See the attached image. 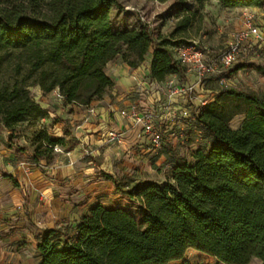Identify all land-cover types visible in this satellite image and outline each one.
<instances>
[{"label": "trees", "instance_id": "16d2710c", "mask_svg": "<svg viewBox=\"0 0 264 264\" xmlns=\"http://www.w3.org/2000/svg\"><path fill=\"white\" fill-rule=\"evenodd\" d=\"M216 1L225 8L264 7V0ZM114 7L117 0H47L36 16L17 8L0 11V50L17 58L18 76L27 74L0 89V122L10 136L25 118L40 122L48 116L29 87L37 85L43 94L58 90L66 104L89 105L112 89L106 66L117 56L137 69L153 49L150 69L156 81L183 77L172 48L184 43L163 39L155 44L146 24L114 31ZM241 69L264 77V67L253 62L236 66L230 76ZM240 104L246 117L232 129L228 122L241 112L233 111ZM194 121L210 135L211 146L198 149L194 163L175 164L166 183L137 182L124 189L105 174L138 202L141 222L127 209L97 204L75 226L43 232L37 244L40 264H166L190 249L223 264L264 263V96L222 86ZM39 128L31 140L34 159L48 161L61 140Z\"/></svg>", "mask_w": 264, "mask_h": 264}, {"label": "crops", "instance_id": "0c3cea01", "mask_svg": "<svg viewBox=\"0 0 264 264\" xmlns=\"http://www.w3.org/2000/svg\"><path fill=\"white\" fill-rule=\"evenodd\" d=\"M227 9L232 29H243V15L251 12L264 30V7ZM151 59L152 54L137 69L120 59L109 62L106 74L114 85L89 105L66 104L54 92L38 90L37 102L48 112L41 125L61 140L58 146L63 152H53L51 160L36 161L30 145L10 144L8 131L0 130V264H40L36 239L45 230L75 226L97 204L121 207L116 204L126 201L105 174L117 183L129 179L137 183L144 180L143 171L153 161L165 159L162 152L156 157L140 126L121 111L154 110L165 119L170 107L185 106L184 96L174 94L171 84L186 86L195 79L186 76L183 84V77L174 74L160 83L152 75ZM243 121L232 129L240 128ZM110 132L120 134V139L111 142Z\"/></svg>", "mask_w": 264, "mask_h": 264}, {"label": "rangeland", "instance_id": "374dc122", "mask_svg": "<svg viewBox=\"0 0 264 264\" xmlns=\"http://www.w3.org/2000/svg\"><path fill=\"white\" fill-rule=\"evenodd\" d=\"M46 1L47 0H0V11L17 8L19 11L31 13L36 16L45 10ZM117 2L119 7H114L110 12L112 29L114 31L140 30L143 25L149 24L153 31L155 44H158L163 39L186 44L195 43L199 46H205L215 53H219L223 50L232 36L240 30L231 28L230 25L232 21L229 20V15L225 14L228 9L223 7L216 0H208L202 4H198L195 0H187L185 3L179 0H168L163 3L149 0H117ZM224 16L226 19L222 20ZM152 50L153 49H150L148 51L146 57L152 54ZM8 52L10 53H7V50H0V89L5 86H11L14 81L27 78L25 72H23L21 76L16 74L17 58L11 55V50ZM262 53L264 55V52ZM115 59L123 61L121 56H117ZM252 62L264 67L263 56ZM32 80V78L26 79L27 84H31ZM166 80H168V78ZM222 86H229L238 91L254 92L264 96V77L255 70L249 69H241L240 72L236 73L234 76L226 77L223 85H220L219 76H212L206 79L203 86L200 88V95L213 98ZM39 89L40 87L37 85L29 87L30 95L36 102L40 99V94L37 93ZM236 110H241V112L234 115L228 122L231 128L241 123L246 117L244 113L246 108L243 104H240L237 109H233V111ZM41 122L42 120L39 122L37 118L30 116L16 125L11 136V132L8 131L1 122L0 130L8 131V140L10 144L21 142L25 145L26 142L32 147L31 140L33 139V134L35 131L40 130L39 126ZM171 132H173V130H166V136L168 137ZM211 141L210 135L203 126L197 122L190 123L186 121L183 138L165 141L164 147L155 153L157 154L156 157H158V154L161 152L165 153V159H162V162H157V164L153 161L151 168L148 171H143L142 176L144 180H140L139 182L152 183L155 185L166 183L167 178L171 174L172 167L175 164L194 163V153L198 149H209ZM25 146L27 147V145ZM120 181V186L126 189H130L136 184V181L133 179ZM125 200L126 201L122 200L118 202L116 205L131 211L134 217L141 222V211L139 210L138 202L131 201L128 197H126ZM107 207L115 208L116 206L111 205ZM39 239L40 237L37 238L36 241L38 242ZM166 264L223 263L209 255L190 249L187 250L181 258ZM250 264L264 263L258 259H254Z\"/></svg>", "mask_w": 264, "mask_h": 264}, {"label": "built area", "instance_id": "2783aa9c", "mask_svg": "<svg viewBox=\"0 0 264 264\" xmlns=\"http://www.w3.org/2000/svg\"><path fill=\"white\" fill-rule=\"evenodd\" d=\"M146 25L150 27L149 24ZM262 52H264V30L255 22L254 13L247 12L243 15V29L236 32L219 53L195 43H184L172 48L174 60L184 69L182 83L187 81L186 76H192L195 79L193 83L186 86H181L179 83L171 84L174 94L184 96L183 108L170 107L165 119L154 110L141 112L135 109L123 110L121 115L139 125L149 146L154 151H159L164 147L165 141L182 139L186 121H194V114L208 104L210 98L200 95V88L206 79L219 76L220 85H223L224 79L230 76L231 70L243 63L260 59L263 56ZM53 92L57 100L64 102V97L58 90ZM94 115V111L90 110V116ZM169 126L175 130L167 137L166 130ZM108 137L111 142H114L120 139V134L110 132ZM53 152L62 153L63 151L56 145Z\"/></svg>", "mask_w": 264, "mask_h": 264}]
</instances>
